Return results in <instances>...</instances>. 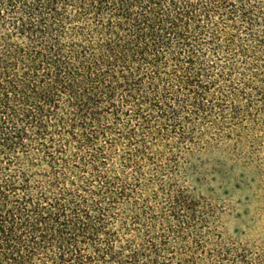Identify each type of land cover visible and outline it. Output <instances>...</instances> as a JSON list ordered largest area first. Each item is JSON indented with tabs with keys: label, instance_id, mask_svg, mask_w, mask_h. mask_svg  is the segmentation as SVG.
Listing matches in <instances>:
<instances>
[{
	"label": "trees",
	"instance_id": "trees-1",
	"mask_svg": "<svg viewBox=\"0 0 264 264\" xmlns=\"http://www.w3.org/2000/svg\"><path fill=\"white\" fill-rule=\"evenodd\" d=\"M262 171L264 0H0V264H263Z\"/></svg>",
	"mask_w": 264,
	"mask_h": 264
},
{
	"label": "rangeland",
	"instance_id": "rangeland-1",
	"mask_svg": "<svg viewBox=\"0 0 264 264\" xmlns=\"http://www.w3.org/2000/svg\"><path fill=\"white\" fill-rule=\"evenodd\" d=\"M203 194L212 198L217 209L232 211L227 224L228 233L241 236L255 254H263L264 264V174L238 177L228 186H222L216 180L210 182Z\"/></svg>",
	"mask_w": 264,
	"mask_h": 264
}]
</instances>
